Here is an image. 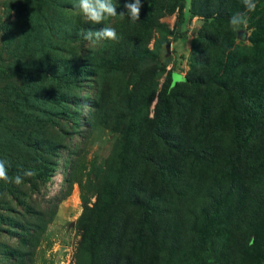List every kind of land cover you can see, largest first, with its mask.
Instances as JSON below:
<instances>
[{
    "label": "rangeland",
    "instance_id": "1",
    "mask_svg": "<svg viewBox=\"0 0 264 264\" xmlns=\"http://www.w3.org/2000/svg\"><path fill=\"white\" fill-rule=\"evenodd\" d=\"M75 2L0 0V160L10 178L25 177L37 142L54 169L43 184L26 176L0 186V256L264 264V187L239 197L245 159L264 142V0L252 12L242 0H141L136 22L119 16L126 0H113L118 15L103 25ZM235 13L247 16L239 32L228 23ZM103 26L117 42L83 39ZM168 93L165 141L153 145L168 168L154 177L142 156ZM259 95L250 123L241 100ZM143 185L159 191L149 208L133 202ZM153 205L155 218L146 215ZM34 226L41 230L21 252ZM139 228L151 234L138 237Z\"/></svg>",
    "mask_w": 264,
    "mask_h": 264
},
{
    "label": "trees",
    "instance_id": "2",
    "mask_svg": "<svg viewBox=\"0 0 264 264\" xmlns=\"http://www.w3.org/2000/svg\"><path fill=\"white\" fill-rule=\"evenodd\" d=\"M223 3V2H221ZM160 56H158L159 59ZM260 67H256V70H259ZM262 87V93H264V82ZM260 95H262L260 93ZM260 95L255 97V96H251V97H243V99L241 100V104L243 106V109L245 111V116L248 118V121L250 123H254L257 118L258 115L261 112V101H260ZM169 97V93L166 94L163 98H162V102L160 104V106L156 109L155 113H154V117L152 120V129L151 132L149 134V142L152 143V147L150 149V151H148V155L145 153L142 158L144 157V163L148 165V167L151 168V170L154 171V177H161V175H163V171H165L164 169L168 168V166L166 165V159L164 158V154L157 152L158 145L161 144L162 141H165V139H163V133H162V128H163V122H164V118L166 115V109H165V104H167V100ZM262 116H264V108L262 111ZM159 143V144H158ZM158 144L157 146H155L153 148V145ZM33 150L36 152L35 153V162L31 163L30 165L26 166L23 168V170L28 171V170H33L35 171V175L34 176H29L28 179H26V182H29L30 184H34V183H45V181L49 178L51 172L54 170L53 167L50 165L49 162L45 161V155L39 152V148H40V144H37V142L35 143V145L32 146ZM152 150V151H151ZM245 164L246 167L244 166L243 168V172L241 174V181L244 183L242 184V187H245V189L240 190L239 192V197H245L248 194H257L256 192L264 187V142L262 141L261 147L256 149L253 153L248 154V156L245 159ZM21 170V169H20ZM19 170V172H20ZM26 177V176H25ZM25 177H23V180L25 179ZM155 179V178H154ZM5 181H0V186L4 187L5 186ZM146 185V184H145ZM142 186L141 189H139V197L134 199V204L137 207H144V208H149V205L153 203V201L156 199H158V195H159V191H148L144 188V186ZM149 185H151V183H149ZM0 187V188H2ZM241 189V188H240ZM131 198L133 199V195H131ZM161 202V201H160ZM164 202V201H163ZM161 202V203H163ZM29 210L27 207L24 209V211ZM156 205H153L152 211L150 214H146V215H152L153 218H155L157 216V214H161V211H156ZM42 211L38 212L34 218L38 219L39 221L42 220ZM34 226L30 231L29 228H25L26 232L25 235L23 237V239H21L22 242V246H21V252L22 250L25 252L28 247L30 246V250L32 248V245H30V242H33L36 240L38 233L40 232V226L36 227ZM142 232H149L151 234V231L148 229H142L139 228L137 230L136 235L139 237L141 235ZM37 233V234H36ZM132 246H130L131 248ZM129 248V249H130ZM114 249H116L114 247ZM142 249H143V245H142ZM5 252V250L3 251ZM130 254L133 255V251L132 249L129 250ZM21 254V253H20ZM19 257V255L17 256ZM22 257L20 256L19 260L17 261V259L15 258V256H11L10 255H4V256H0V264H19V261H21ZM23 261L25 262V259H23ZM129 261V260H128ZM27 262V260H26ZM21 264H24L21 262ZM111 264V263H110Z\"/></svg>",
    "mask_w": 264,
    "mask_h": 264
},
{
    "label": "clouds",
    "instance_id": "3",
    "mask_svg": "<svg viewBox=\"0 0 264 264\" xmlns=\"http://www.w3.org/2000/svg\"><path fill=\"white\" fill-rule=\"evenodd\" d=\"M242 4L247 12H252L256 8L255 0H242ZM124 7L127 10L126 13L121 12L119 16L127 15L132 22L139 20L142 7L141 0H132V2H127L126 0ZM73 8L93 25H103L107 18L118 15L113 0H76ZM228 23L233 31L239 32L246 26L247 16L244 13H235L229 18ZM83 39L90 44H95L101 40L117 42L119 37L115 28L103 26L98 31H86L83 34ZM176 79L182 81L184 77L177 74ZM6 163L5 160H0V180L13 182L17 185L21 184L23 182L21 175L17 174L11 178L8 176ZM35 174L33 170L24 172V176H34Z\"/></svg>",
    "mask_w": 264,
    "mask_h": 264
}]
</instances>
